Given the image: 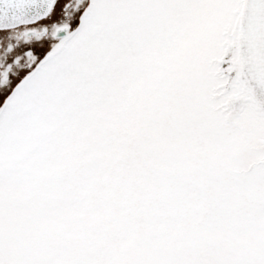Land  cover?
Returning <instances> with one entry per match:
<instances>
[{"label": "snow or ice", "instance_id": "obj_1", "mask_svg": "<svg viewBox=\"0 0 264 264\" xmlns=\"http://www.w3.org/2000/svg\"><path fill=\"white\" fill-rule=\"evenodd\" d=\"M0 264H264V0H0Z\"/></svg>", "mask_w": 264, "mask_h": 264}]
</instances>
